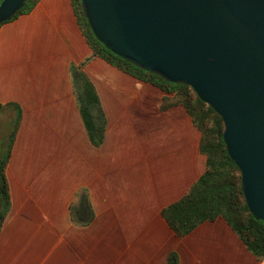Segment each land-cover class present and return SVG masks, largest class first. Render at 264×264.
Here are the masks:
<instances>
[{"label": "crops", "instance_id": "0c3cea01", "mask_svg": "<svg viewBox=\"0 0 264 264\" xmlns=\"http://www.w3.org/2000/svg\"><path fill=\"white\" fill-rule=\"evenodd\" d=\"M82 32L72 0L0 24V142L14 130L0 264H264L222 215L173 229L163 209L206 169L201 131L182 102L164 105L172 93L92 55ZM79 72L98 94V144Z\"/></svg>", "mask_w": 264, "mask_h": 264}, {"label": "water", "instance_id": "95a60500", "mask_svg": "<svg viewBox=\"0 0 264 264\" xmlns=\"http://www.w3.org/2000/svg\"><path fill=\"white\" fill-rule=\"evenodd\" d=\"M24 0H0V24ZM119 55L187 82L222 117L250 211L264 220V0H81Z\"/></svg>", "mask_w": 264, "mask_h": 264}, {"label": "trees", "instance_id": "16d2710c", "mask_svg": "<svg viewBox=\"0 0 264 264\" xmlns=\"http://www.w3.org/2000/svg\"><path fill=\"white\" fill-rule=\"evenodd\" d=\"M37 1L24 0L9 19L19 12L30 10ZM72 1L82 33L92 49V55H101L109 63L132 73L133 76L155 83L161 87V90L172 93L171 97H165L164 105L182 102L188 109L190 118L201 131L198 146L206 154V169L180 199L163 209V214L173 229L180 234L187 232L205 218L222 215L239 232L253 253L258 257L264 256V220L254 215L245 202L241 172L227 152L223 137L224 123L219 113L202 100L189 83L165 79L160 74L136 65L109 48L93 33L81 7V0ZM78 78L82 85L79 94L80 116L90 139L94 144H98L104 129L103 119H98L92 110L93 106L99 103L98 94L94 91L91 81L82 73H78ZM13 138L14 130L7 135L4 142H0V225L10 204L4 170L9 160ZM170 258L174 262L173 254Z\"/></svg>", "mask_w": 264, "mask_h": 264}]
</instances>
